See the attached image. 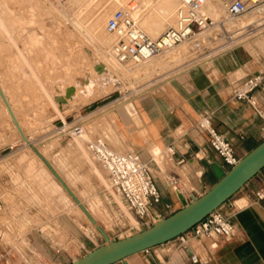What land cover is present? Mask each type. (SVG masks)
<instances>
[{"label":"rangeland","instance_id":"374dc122","mask_svg":"<svg viewBox=\"0 0 264 264\" xmlns=\"http://www.w3.org/2000/svg\"><path fill=\"white\" fill-rule=\"evenodd\" d=\"M122 1L0 0V91L29 141L22 139L0 94V198L3 201L0 206V255L10 250L6 258L13 264H38L40 261L50 264L52 249L71 254L72 260L104 242L76 207L63 203L56 194L55 198L50 197V189L44 187L43 180L30 174L29 159H35L34 165L39 166L31 145L43 154H51L46 158L59 167L74 192L85 191L87 197L83 202L96 204L95 216L102 227L114 232L116 237L124 236L132 232L127 230L130 223L135 224L112 193L114 191L125 204L122 196L105 187L108 177L99 162L91 158L86 140L103 137L120 150L129 148L116 131L114 110L131 101L135 94L160 86L181 70L209 61L220 52L218 48L242 46L253 55L264 56V14L261 13L257 17L259 20L245 28H227L229 37L217 36L215 42L203 46L193 42L178 44L175 48L187 49L184 58L169 59L173 48L148 63L118 65L123 74L112 87L109 77L98 76L94 68L101 64L104 55H110L114 38L109 46L103 45L101 39L109 34L97 31L100 27L93 25L92 20L104 11L110 14L128 0ZM134 1L138 2L134 17L140 20L147 15L148 8L144 7L145 0ZM174 19L175 13L172 22ZM140 25L145 28L141 22ZM157 61L163 63L151 67ZM80 77L83 80L79 82ZM56 117L58 119L54 120ZM71 122L84 124L87 132L82 135L83 145L89 161L98 166L103 177L106 176V183L92 172L89 161L83 159L74 135L62 127L63 123ZM157 147L160 156L155 153V159L168 166V156ZM24 151L28 153L26 158L21 156ZM61 161L65 162V167L60 165ZM236 197L238 195L232 200Z\"/></svg>","mask_w":264,"mask_h":264},{"label":"crops","instance_id":"0c3cea01","mask_svg":"<svg viewBox=\"0 0 264 264\" xmlns=\"http://www.w3.org/2000/svg\"><path fill=\"white\" fill-rule=\"evenodd\" d=\"M261 70L263 55H253L242 46L223 48L209 61L187 67L160 86L135 94L130 101L135 108L133 114L123 109L124 104L114 110L116 131L129 146L125 150H134L149 162L161 193L160 202L150 207L152 214L163 217L179 209L182 204L178 191L185 196H198L217 181L212 165H223L209 147L206 132L196 126L201 114L211 115L212 125L231 141L240 158L264 139L255 109L232 97L246 76ZM253 96L264 109V81ZM169 145L175 146L173 154L167 150ZM155 146L170 156L168 166L159 165L154 158ZM263 183L264 168L221 205L225 213L232 215V235L193 239L190 249L175 247L173 238L113 264H264V200L253 201L255 191ZM106 231L112 239L117 238L114 232ZM212 242L216 245L211 246ZM191 253L197 255V262H192ZM71 257L61 249L50 251L52 264H67Z\"/></svg>","mask_w":264,"mask_h":264},{"label":"built area","instance_id":"2783aa9c","mask_svg":"<svg viewBox=\"0 0 264 264\" xmlns=\"http://www.w3.org/2000/svg\"><path fill=\"white\" fill-rule=\"evenodd\" d=\"M208 0H177L174 24L168 26L158 35L153 36L140 25V20L134 17L138 2L128 0L116 7L107 17L105 29L114 36L110 48L113 59L122 66L140 64L159 54L169 51L178 44L193 42L203 46L215 42L218 38L229 37L223 23L214 19L204 10ZM261 0H224V12L228 18H237ZM135 2V5H131ZM218 28V31L215 29ZM226 32V33H225ZM250 33V32H249ZM225 48V47H224ZM223 49V48H218ZM264 81V70L248 75L242 84L236 88L232 97L248 102L261 119V130L264 133V109L257 105L253 91ZM196 126L205 131L208 145L221 158L224 169L236 164L240 157L231 141L224 137L211 123V115L203 113L196 121ZM63 128L75 136L86 133L83 123H63ZM86 146L103 170L106 172L110 187L123 198L127 208L136 219V225L130 224L127 230L135 231L149 226L161 216L152 214L150 207L161 200V193L151 175L150 164L144 161L134 150H118L103 137L86 140ZM169 153L175 152V146L167 147ZM174 182V179L171 180ZM264 200V183L255 191L253 201ZM169 209L170 205H166ZM232 215L225 213L221 206L210 212L191 229L175 237L177 248L190 249L191 240L209 239L213 235L230 236L234 232ZM216 243L212 242L211 246ZM145 249L143 251H147ZM10 250L0 255V264H13L6 258ZM192 262H197V255L190 254ZM38 264H49L44 261ZM52 264V263H50Z\"/></svg>","mask_w":264,"mask_h":264},{"label":"water","instance_id":"95a60500","mask_svg":"<svg viewBox=\"0 0 264 264\" xmlns=\"http://www.w3.org/2000/svg\"><path fill=\"white\" fill-rule=\"evenodd\" d=\"M217 35V34H216ZM2 99L22 137L29 142L23 133L6 96L0 91ZM58 119L57 117L54 118ZM33 150L46 163L54 173L70 196L84 211L103 237L104 242L92 248L82 256L72 259L67 264H113L134 253L149 249L153 246L165 243L180 234L188 231L196 223L201 221L210 212L220 207L231 198L244 184L264 168V139L250 149L238 162L228 169L219 164L212 165L217 181L204 193L196 196L190 194L185 196L178 191L182 206L167 216L160 217L149 226L132 231L124 236L112 239L106 231L96 223L94 217L87 208L80 202L76 194L66 184L62 177L52 167L50 162L33 146Z\"/></svg>","mask_w":264,"mask_h":264},{"label":"bare ground","instance_id":"6f19581e","mask_svg":"<svg viewBox=\"0 0 264 264\" xmlns=\"http://www.w3.org/2000/svg\"><path fill=\"white\" fill-rule=\"evenodd\" d=\"M119 2H121L122 0H118ZM126 1V0H125ZM124 1V2H125ZM123 2V1H122ZM264 0H261L260 3H258L256 6L252 7L250 9V11L246 12L245 14L237 17V18H228L226 15H225V12H224V0H208L207 3L205 4L204 6V10L210 14L214 19H216L217 21H219L220 23H223L224 26L226 28H229V29H241V28H245L247 25H250L252 24L256 19H258V15H260L262 13V15L264 14ZM131 5H135V2H132ZM176 5H177V2L175 0H145L144 1V7H147L148 8V13L147 15L144 14V16L140 19V22L141 24L143 25L144 30H146L149 34L153 35V36H156L158 35L161 31V29H163L164 26L166 25H173L174 24V20L172 22V17L174 16V11H175V8H176ZM109 11H104L102 13H100L99 15L97 14V16L94 17V20H92L94 22L91 23L95 26H99L100 29H97V31H106V29H104V23L106 21V18L109 16ZM261 16V15H260ZM149 18H151V23L149 24ZM260 19V18H259ZM258 19V20H259ZM257 21V20H256ZM92 26V25H91ZM94 26V27H95ZM93 27V26H92ZM168 27V26H167ZM166 29V28H164ZM163 29V30H164ZM94 30V28H93ZM96 31V30H94ZM261 31V30H260ZM107 32V31H106ZM235 32V31H234ZM109 35L105 36L104 38L101 39L103 45H105L106 47L109 46L111 43V40L113 37V35L109 32H107ZM104 34V33H103ZM218 34V33H217ZM218 35H216L215 37H217ZM111 48V47H110ZM175 48V47H174ZM179 48V47H178ZM178 48H175L172 50V53L168 56L169 59L172 58H180V57H183L186 55V50L185 49H178ZM181 48V47H180ZM110 50V49H109ZM154 58V57H153ZM153 58L145 61V62H150L153 60ZM163 63V61H157V62H154L152 63L151 67L152 66H158L160 63ZM165 62V61H164ZM117 64V65H116ZM142 64V63H140ZM151 64V63H150ZM118 63L113 59V57L110 55H104V57L102 58V62L101 64L99 65H96L95 68H94V72H99V75L100 77H106L108 76L109 79L111 80L112 82V87H115L117 85V81L118 79L120 78V74L123 72L121 71L120 67H118ZM139 65V64H138ZM136 65V66H138ZM119 66H122V65H119ZM145 66V65H144ZM136 68H140V67H136ZM155 68V67H154ZM144 69V68H143ZM147 68H145V71H146ZM150 69V68H149ZM148 69V70H149ZM152 69V68H151ZM131 70V69H130ZM129 72H132L130 71ZM133 70V69H132ZM147 70V71H148ZM143 71V72H145ZM102 72V73H100ZM138 72V71H137ZM136 74L135 72L133 73V75ZM131 75V73H130ZM83 78L80 77L79 78V82L82 81ZM105 107V106H103ZM101 107V109L103 108ZM125 108V110H127L129 113L133 114L135 112V108H134V105L132 104V102L128 101L126 103H124V106H123V109ZM121 110V109H120ZM102 111V110H101ZM113 123V122H112ZM109 127V126H108ZM115 127V126H114ZM113 127V128H114ZM116 128V127H115ZM86 130V129H85ZM110 130V129H109ZM114 131V130H112ZM87 132V131H86ZM90 132V131H89ZM111 133V132H110ZM64 135V134H63ZM73 136V135H72ZM84 136V134H83ZM94 137V136H93ZM82 136H75L74 135V139H75V144H76V147L77 149L80 151V153L82 152L83 155H85V157L82 155L83 159L85 158V160L89 161L91 159H89L88 155H87V149L86 147H84L83 145V142H82ZM84 141V140H83ZM71 144V143H70ZM72 145V144H71ZM51 146V145H49ZM69 146V145H68ZM86 146V145H85ZM113 146V145H112ZM47 147H45L46 149ZM50 148V147H49ZM75 148V147H74ZM45 149L44 152H45ZM51 149H53V147H51ZM63 149V148H62ZM150 149V148H149ZM39 150V149H38ZM42 150V151H43ZM47 151L49 149H46ZM60 150V149H59ZM118 150H120L118 148ZM53 151V150H52ZM52 151L50 150V152L52 153ZM55 151V150H54ZM61 151V150H60ZM63 151V150H62ZM122 151V150H120ZM40 152V151H39ZM58 152V151H57ZM154 152L156 153V155H159L158 153V147L155 146V149H154ZM45 158L46 156L48 157V153H44L46 155L43 154V152H40ZM60 153V152H58ZM50 154V153H49ZM55 154V153H54ZM57 154V153H56ZM51 155V154H50ZM53 155V154H52ZM66 155V154H64ZM155 155V154H154ZM21 156L22 157H28V153L27 152H22L21 153ZM35 156L36 158H38V162H39V166L36 167L34 164H35V159L31 160L29 159L27 161L28 163V168H29V172L30 174L34 175V177H40L42 180H43V183H44V187L45 188H48L50 189V197H54V195L56 194L57 197L56 198H59L60 201H62L63 203L65 204H69V205H72L74 207H76L78 210L77 212L79 211L81 213V215L84 216V218H86V220L88 221L89 225L95 230L97 231L99 234L100 232L98 231V229L96 228V224L92 223L91 220L88 218V216L84 213V211L79 207V205L74 201V199L70 196V194L67 192V190L64 188V186L61 184V182L56 178V176L54 175V173L48 168V166L46 165V163L38 156V154L35 152ZM58 156V155H57ZM63 156V155H62ZM61 156V158H62ZM160 156V155H159ZM172 156V155H171ZM56 157V156H54ZM170 157V156H169ZM168 157V158H169ZM93 159V157H91ZM155 158V156H154ZM49 159V158H48ZM46 158V160H48ZM54 159V158H53ZM69 159V158H68ZM82 159V161H83ZM165 159V157H164ZM160 160V159H159ZM157 161V162H160V161ZM167 160V159H166ZM67 161V160H66ZM97 161V160H95ZM163 161V160H162ZM50 162V160H49ZM69 162V161H68ZM90 165H91V168L93 169L92 172H95L97 175H99V179L101 177V179L106 183V179L104 180V177L106 176H102L99 169L97 168L98 166L94 165V163L91 161H89ZM50 164L52 165V167L56 170V172L62 177V179L66 182V184L72 189L71 187V184H69L70 182H67L64 175L61 174L60 172V169L58 166H54V163L50 162ZM60 165L62 167H65L66 164L65 162H62L60 163ZM72 165V164H71ZM161 165V164H159ZM162 166V165H161ZM160 166V167H161ZM71 167V166H70ZM73 168V167H71ZM76 169V167H75ZM77 170V169H76ZM63 171V170H62ZM74 171V170H73ZM90 171V170H89ZM91 172V171H90ZM104 172V171H103ZM106 174V172H105ZM82 176V175H81ZM78 177V176H77ZM83 177V176H82ZM80 179V177H78ZM73 180V179H72ZM83 180V178H82ZM81 180V181H82ZM40 181V180H39ZM70 181V180H69ZM101 181V180H100ZM102 181V182H103ZM73 182V181H72ZM103 182V184H104ZM77 183V182H76ZM81 183V182H80ZM73 186V185H72ZM78 186V185H77ZM107 186V188L111 189L110 187V184L109 183H106L105 187ZM82 187V186H81ZM113 189V188H112ZM86 190V189H84ZM83 190V191H84ZM114 190V189H113ZM112 190V191H113ZM72 191L74 192V190L72 189ZM111 191V190H110ZM116 191V190H115ZM85 192V191H84ZM76 193V196L78 197V199L80 200V202L87 208V210L90 212V214L94 217V219L96 220V223L99 224L100 226H102L100 223H98L97 221V217L95 216L96 215V204H93V203H90L88 205H85L84 202H83V199H85L87 197V195L85 193ZM89 193V192H88ZM87 193V194H88ZM114 194L113 196H115L114 198L117 199L116 201L118 202L119 206L121 207V209L127 214V216L130 218V221H132L135 225H136V219L135 217L131 214V212L129 211V209L126 207V205L123 203V201L116 196V194ZM85 196V197H84ZM55 198V197H54ZM52 200V199H51ZM56 200V199H54ZM59 201V200H58ZM61 203V202H60ZM240 204V201H237V205ZM62 205V204H61ZM68 208V207H67ZM75 208V210H76ZM100 214V213H99ZM80 216V215H79ZM63 217V216H62ZM100 217V216H99ZM63 220V218H62ZM61 220V221H62ZM65 220H68V219H65ZM64 220V221H65ZM59 221V222H61ZM100 221V220H99ZM103 221V219H102ZM107 221V220H106ZM68 221H66L65 223L67 224ZM111 222V221H110ZM62 223V222H61ZM60 223V224H61ZM109 223V222H108ZM69 224V222H68ZM131 224V223H130ZM69 226V225H68ZM73 226V225H72ZM109 227V226H107ZM105 231L106 229L104 227H102ZM107 233V231H106ZM44 234V233H43ZM108 234V233H107ZM110 236V235H109ZM46 237V236H45ZM43 238V237H42Z\"/></svg>","mask_w":264,"mask_h":264}]
</instances>
